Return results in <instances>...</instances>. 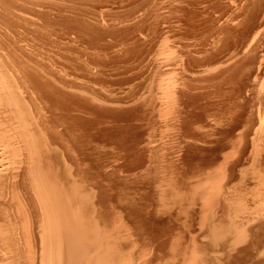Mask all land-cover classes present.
I'll list each match as a JSON object with an SVG mask.
<instances>
[{
  "label": "bare ground",
  "instance_id": "1",
  "mask_svg": "<svg viewBox=\"0 0 264 264\" xmlns=\"http://www.w3.org/2000/svg\"><path fill=\"white\" fill-rule=\"evenodd\" d=\"M0 264H264V0H0Z\"/></svg>",
  "mask_w": 264,
  "mask_h": 264
}]
</instances>
